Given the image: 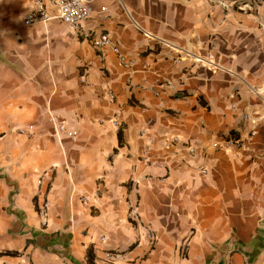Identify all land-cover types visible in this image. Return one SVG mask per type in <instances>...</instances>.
I'll list each match as a JSON object with an SVG mask.
<instances>
[{"label":"crops","instance_id":"crops-1","mask_svg":"<svg viewBox=\"0 0 264 264\" xmlns=\"http://www.w3.org/2000/svg\"><path fill=\"white\" fill-rule=\"evenodd\" d=\"M35 1L0 0V253H20L0 264H88L90 247L95 264H264L256 14L91 0L84 29L112 42L95 49L24 27Z\"/></svg>","mask_w":264,"mask_h":264},{"label":"built area","instance_id":"built-area-1","mask_svg":"<svg viewBox=\"0 0 264 264\" xmlns=\"http://www.w3.org/2000/svg\"><path fill=\"white\" fill-rule=\"evenodd\" d=\"M221 5L228 10L234 8L238 12L244 14H256L259 21L261 36L264 39V19L259 17L257 13L258 8L262 5V0H223ZM93 14L94 8L91 0H36L33 9L27 12L23 18L22 24L24 27H32L38 24L48 25L52 22H58L61 25L72 28L78 36H84L86 39H89L95 49H102L105 46L112 45L108 34L86 32L84 29V24L92 19ZM113 49L114 52L118 54L121 66L129 67L132 65V63L124 57L118 47H113ZM101 57L102 56H100V58ZM211 67L213 70H215V68L217 69L216 66ZM251 91L264 101V84L261 87L252 88ZM76 136L77 134L74 131L67 132V137L69 138H76ZM177 141L178 139L175 138L171 143ZM234 143H239V141ZM38 184H42V179L38 181ZM48 211L49 203L47 200H44L38 209V213L42 219H45ZM137 212V209H133L131 211L132 217H136ZM43 224L45 225L46 223L43 222Z\"/></svg>","mask_w":264,"mask_h":264},{"label":"trees","instance_id":"trees-1","mask_svg":"<svg viewBox=\"0 0 264 264\" xmlns=\"http://www.w3.org/2000/svg\"><path fill=\"white\" fill-rule=\"evenodd\" d=\"M118 137L120 140V145H122V139H123V130L122 128L119 129L118 131ZM20 255V253L18 252H10V251H5V252H1L0 256H12V257H18ZM95 253H94V248L90 247L88 249V254H87V261L88 264H95Z\"/></svg>","mask_w":264,"mask_h":264}]
</instances>
